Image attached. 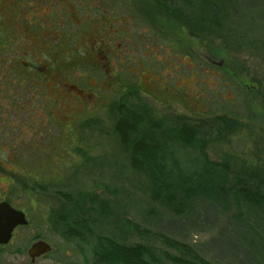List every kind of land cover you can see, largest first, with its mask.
<instances>
[{
    "label": "rangeland",
    "instance_id": "1",
    "mask_svg": "<svg viewBox=\"0 0 264 264\" xmlns=\"http://www.w3.org/2000/svg\"><path fill=\"white\" fill-rule=\"evenodd\" d=\"M65 1L70 7L58 0H0L3 111L16 109L12 118L19 129L32 124L37 113L42 118L41 133L20 130L15 149L11 128L0 120V196L6 189L5 197L25 205L29 217L12 244L0 246V264H89L94 238L66 240L57 221L81 200L96 208L88 214L96 236L176 254L152 236L161 232L212 264H264V202L253 207L226 193L175 217L163 197H153L147 172L131 167L129 147L114 132L115 106L122 102L144 117L139 135L159 143L160 166L180 163L191 170L195 160H204L225 168L226 180L256 176L264 188V0H235L238 7L232 0H186L194 11L190 22L158 0ZM41 2L42 10L35 6ZM8 8L19 11L15 15ZM24 10L33 22L26 41L19 37ZM38 31L47 35L39 40ZM99 49L107 53V73L93 68ZM41 82L44 88L36 94L34 84ZM51 83L59 94L47 91ZM176 116L222 117L236 125L219 138L184 145L176 138ZM37 170L38 181L21 180ZM8 177L14 184L5 185ZM39 240L51 250L32 260L28 249Z\"/></svg>",
    "mask_w": 264,
    "mask_h": 264
},
{
    "label": "trees",
    "instance_id": "2",
    "mask_svg": "<svg viewBox=\"0 0 264 264\" xmlns=\"http://www.w3.org/2000/svg\"><path fill=\"white\" fill-rule=\"evenodd\" d=\"M158 1L162 7L168 8L171 13L189 22L194 16V11L191 10L186 0H179L182 4L184 3L182 7L172 6L169 1L174 0ZM232 4L238 7L235 5V0H232ZM252 7L254 6L247 8ZM71 85L74 84L68 87L70 88ZM115 108L117 119L114 132L119 142L129 147L131 167L147 172L152 181L153 197L158 200L163 197V206L175 217L183 216L194 203H201L203 206L204 199H221L226 193H230L236 201L253 207H259L264 202L263 183L256 176L229 175V180H226L228 171L225 168L221 167L227 174H223L216 163H205L204 160H195L191 170L180 163L175 165L172 162L164 163L160 166L156 162L157 155L161 154L159 143L139 135V130L145 123L144 117L122 102L116 104ZM172 123L176 127V138L184 145L212 139L210 138L212 136H214L213 139L219 138L236 125L235 121L222 117L199 121L176 116L172 119ZM175 182L179 183L178 188L171 187V184ZM62 199L65 200V196ZM90 212L95 213L96 208L86 200H81L57 218V221L64 227L61 235L66 240L82 243L85 237L94 238L95 243L91 247L89 264H212L193 251L188 244L177 242L161 232L152 234V236L175 249L176 254L168 250L154 249L150 244L127 243L112 236H96L92 228L93 217L88 215ZM115 219L117 220V216Z\"/></svg>",
    "mask_w": 264,
    "mask_h": 264
},
{
    "label": "flooded vegetation",
    "instance_id": "3",
    "mask_svg": "<svg viewBox=\"0 0 264 264\" xmlns=\"http://www.w3.org/2000/svg\"><path fill=\"white\" fill-rule=\"evenodd\" d=\"M94 1H96V2H98V0H94ZM16 2V1H15ZM14 2V3H15ZM58 2H61V3H63L64 5H66L67 7H70V3L69 2H67V1H65V0H58ZM13 3V4H14ZM49 4H50V0H49V2H48ZM13 4H12V6H13ZM26 4H27V1H26ZM26 4H24L23 6H21V7H18V8H23V7H25L26 8ZM30 7L29 8H32L33 7V5L31 4V5H29ZM36 7H40L41 8V10L43 9V6H42V2L41 3H39V4H36L35 5ZM42 6V7H41ZM13 9V8H12ZM11 8H8V10L9 11H11V13L12 12H14L15 13V15L17 14V12L19 11V9H17V8H15V11L14 10H12ZM20 13V15L22 16V18L24 19V24L21 26V30L23 31V33H21L22 35L21 36H19V37H21V39H23L24 41H26L27 40V36H28V29H27V27H28V25L29 24H32L33 22H28L27 20V18H28V16H27V13H28V11L27 10H24L23 12L22 11H20L19 12ZM31 16H36V17H38V18H42V15L41 14H38V13H33V12H31ZM14 19H17V17L15 18V16L13 17V20ZM13 20L11 19V21L8 23V24H10V23H12L13 22ZM104 21H106L105 19H104ZM55 29V28H54ZM54 29H51V33L52 34H57V32L56 31H54ZM119 31H121V30H119ZM35 33V32H34ZM11 36H15V34H16V32L15 31H13L12 30V33H9ZM43 34H45V35H47V32H40V31H38V32H36L35 33V35H36V37H37V39H39V40H42V38H43ZM59 34V33H58ZM95 37H97V35H99V34H93ZM59 36H61L60 34H59ZM102 39V38H101ZM12 45V42L11 43H9V46H11ZM96 51V50H95ZM27 52V49L26 48H24V49H21L20 50V56H19V59L21 60H19L21 63H20V68H19V71H20V77L22 76V79H25L26 78V69H27V66H26V64L25 65H23L22 63L24 62V60H23V58L26 56L25 55V53ZM106 55H107V53H105L104 52V49H99L98 50V52L96 53V56H97V58H98V60H96V61H93L94 63H92L93 64V68H96L97 67V69L99 70H101V69H103L104 71L103 72H106L107 73V68H108V66H107V58H106ZM15 62V61H14ZM44 68V67H43ZM41 69H42V66H37L36 67V71L37 72H39V71H41ZM9 83V82H8ZM34 84V83H33ZM42 84H43V82H41L40 84L39 83H36V84H34L36 87V94H38L39 92H40V90L42 91V89L44 88V85L42 86ZM52 85V83L49 85V86H46V89H47V91L48 90H50V91H53V92H55L56 94H59V91L57 90V88L56 87H54V86H51ZM70 88H76L77 89V92L79 93L80 92V88H78L76 85H71L70 86ZM38 89H39V91H38ZM50 91H48V92H50ZM7 99V98H6ZM6 99H4V100H6ZM8 100V99H7ZM3 103H1L0 102V120H6L7 121V124H8V126L7 127H9V128H11L10 130H8L7 131V133L8 134H11V138H12V144H10V147L11 148H16L17 147V144H16V140H18L17 139V135L20 133V130L23 132V133H36V134H38V133H41V127H42V118H41V115L40 114H36V116H35V119H34V121H32V124H30V125H28L27 124V126H25V125H23L24 127H21L20 129L16 126V124H15V122L14 121H17L16 120V118H15V116H14V118H15V120H13V114L15 113L16 114V109H15V111H14V113H12V112H4L3 110H4V108H5V106L4 105H2ZM8 104V105H7ZM9 104H10V100H8L7 101V103H6V106H7V109H8V107H9ZM18 105H20V102L18 103ZM24 105H25V103H24ZM23 107H25V106H23ZM9 108H11V106L9 107ZM9 117H11V118H9ZM0 128H1V125H0ZM15 129V134L14 135H12V132L10 133V131H12V130H14ZM3 145H5V144H3ZM5 147V146H4ZM4 163H7V161H3ZM2 162L0 161V164H1ZM40 165H38L37 166V168L39 167ZM36 168V169H37ZM39 171L37 170L36 171V175L35 174H30V173H27V176L28 177H21V178H23V179H21V180H25V181H27V178H29V179H34L35 178V180L36 181H38L39 180V178H40V173H39V176H37V173H38ZM19 173V172H18ZM25 181L22 183V184H25ZM5 182V185L6 186H9V185H11V184H14V182H13V179L11 178L10 179V177H8V178H6V181H4ZM6 189H5V191L3 192V195L2 196H0V203H6L7 205H9V207L10 208H12L13 210H15V211H17V212H20V213H22L23 214V216H24V218H25V220H26V224L25 225H16L14 228H13V230H12V232H11V236H10V240L8 241V243L7 244H12V242L17 238V236H18V234H19V231H20V229L21 228H23V227H27V226H29V217H28V213H27V211H26V208H25V205H23L22 203H18V204H16V203H13L12 201H10V200H8L6 197ZM31 201V200H30ZM30 207H32V205H31V203H30ZM1 244V243H0ZM0 246H3V245H0Z\"/></svg>",
    "mask_w": 264,
    "mask_h": 264
},
{
    "label": "water",
    "instance_id": "4",
    "mask_svg": "<svg viewBox=\"0 0 264 264\" xmlns=\"http://www.w3.org/2000/svg\"><path fill=\"white\" fill-rule=\"evenodd\" d=\"M26 220L22 213L9 207L6 203H0V243H7L11 232L16 225H25ZM51 247L46 242L39 240L34 242L28 249L29 257L34 260L48 253Z\"/></svg>",
    "mask_w": 264,
    "mask_h": 264
}]
</instances>
